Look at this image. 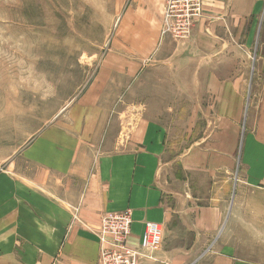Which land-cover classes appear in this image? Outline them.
<instances>
[{
    "label": "crops",
    "instance_id": "crops-1",
    "mask_svg": "<svg viewBox=\"0 0 264 264\" xmlns=\"http://www.w3.org/2000/svg\"><path fill=\"white\" fill-rule=\"evenodd\" d=\"M203 2L178 41L164 0H134L113 76L140 77L141 104L80 107L0 171V264H100V218L125 210L133 248L146 222L163 228L139 264H264V74L245 101L264 0Z\"/></svg>",
    "mask_w": 264,
    "mask_h": 264
},
{
    "label": "rangeland",
    "instance_id": "rangeland-1",
    "mask_svg": "<svg viewBox=\"0 0 264 264\" xmlns=\"http://www.w3.org/2000/svg\"><path fill=\"white\" fill-rule=\"evenodd\" d=\"M134 9V0H0V171L28 158L47 128L80 123V107L141 104L140 77L121 85L113 76L120 68L115 43ZM253 29L248 110L264 74V6Z\"/></svg>",
    "mask_w": 264,
    "mask_h": 264
},
{
    "label": "built area",
    "instance_id": "built-area-1",
    "mask_svg": "<svg viewBox=\"0 0 264 264\" xmlns=\"http://www.w3.org/2000/svg\"><path fill=\"white\" fill-rule=\"evenodd\" d=\"M164 3L163 34L169 33L178 41L187 40L195 23L203 17V0H164ZM100 220L95 233L99 239L100 264H139L141 258H150L161 248L163 228L154 221L146 222L139 248L129 245L131 210L107 212Z\"/></svg>",
    "mask_w": 264,
    "mask_h": 264
}]
</instances>
